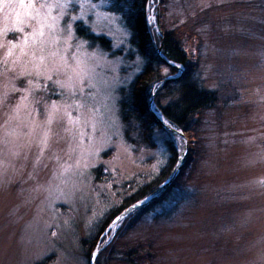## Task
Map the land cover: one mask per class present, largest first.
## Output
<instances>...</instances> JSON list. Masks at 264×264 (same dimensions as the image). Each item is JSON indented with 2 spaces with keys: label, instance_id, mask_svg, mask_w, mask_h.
<instances>
[{
  "label": "rangeland",
  "instance_id": "obj_1",
  "mask_svg": "<svg viewBox=\"0 0 264 264\" xmlns=\"http://www.w3.org/2000/svg\"><path fill=\"white\" fill-rule=\"evenodd\" d=\"M256 1L170 0L167 5L170 29L213 7L215 26L202 27L197 37L184 36V44L193 55L200 47L199 70L207 89L233 84L239 97L201 116L205 151L187 185L192 198L161 204L124 237L130 246L151 239L154 264H264V5ZM96 2L95 11L74 22L79 40L72 42L81 56L103 58L96 88L85 85L92 95L70 91L71 68L49 55L55 50L51 46L38 68L27 63L30 57L13 64L15 57L6 59V50L22 34L0 35V264H92L82 240L94 239L110 211L168 169V142L179 149L175 170L187 160L189 139L183 133L155 126L153 146L136 132L130 133L135 143L126 138L121 90L144 63L136 54L129 57V31L118 15L109 18L108 2ZM160 6L161 0H150L147 10L157 33ZM79 23L104 36L110 50L80 38ZM165 212L172 214L162 217ZM122 221L101 236L94 264ZM100 261L105 264V258ZM108 261L131 264L125 257Z\"/></svg>",
  "mask_w": 264,
  "mask_h": 264
},
{
  "label": "trees",
  "instance_id": "obj_2",
  "mask_svg": "<svg viewBox=\"0 0 264 264\" xmlns=\"http://www.w3.org/2000/svg\"><path fill=\"white\" fill-rule=\"evenodd\" d=\"M104 1L109 4L108 11L126 18V22L125 20H122V22L129 31L128 44L131 48L129 57L131 58L133 54H136L144 63L141 73L133 83L128 88H122L121 90L120 116L126 127V138L131 143H135L130 133L136 132L153 146L151 137L154 127H159L167 132L159 124L153 113L151 109V104H153V109L159 112L168 124L181 131L189 139L187 160L174 181L162 195L123 219L120 229L111 242L109 241L107 247L101 251L97 262V264H101L100 260L105 258V264H109V257L114 256L118 259L125 257L131 264H154L157 253L151 239H144L136 245L130 246L128 242L124 241V237L136 227L142 217L161 204L173 200V204L177 205L192 198L194 194L189 190L190 185H187L192 179L196 168H198L199 162L204 157L205 151L202 145L204 139L198 130L201 116L207 110L218 109L221 102L225 104L224 107L234 103L239 97V93L233 84H223L224 87L219 90L207 89L199 70L202 53L200 47L199 51L193 55L187 51L184 44V36L197 37L198 30L202 27L208 24L215 26L217 22L210 14L213 7L199 11L196 16L190 17L185 23L170 29L165 19L167 5L170 0H161L159 11L161 32L157 33L151 28L147 18L150 0ZM256 2L258 5H264V0H257ZM77 32L80 38L90 45H97L106 51L110 50L109 41L104 36L93 34L85 25L79 23ZM160 48L161 53L159 54L158 50ZM167 62H171L175 66L169 65ZM177 65L180 67H177ZM165 69L168 70L166 74L164 73ZM171 75H176L178 78L164 84ZM165 98H168L169 101L163 104L162 101ZM168 145L171 152L168 169L164 167L155 180L140 187L132 196L125 198L121 207L110 211L106 216L107 220L102 231L94 239L85 238L82 240L81 245L89 258L93 257V251L101 236L113 221L130 206L157 191L172 175L177 166L179 149H177V146L174 147L173 142H168ZM169 214L172 213L167 214L165 212L162 217ZM122 244L127 247V250L120 253L116 248Z\"/></svg>",
  "mask_w": 264,
  "mask_h": 264
},
{
  "label": "snow or ice",
  "instance_id": "obj_3",
  "mask_svg": "<svg viewBox=\"0 0 264 264\" xmlns=\"http://www.w3.org/2000/svg\"><path fill=\"white\" fill-rule=\"evenodd\" d=\"M98 7L96 0H75V2L74 0H0V14L4 18V27L0 30V35L15 31L21 33L23 37L19 43L10 42L11 46L6 50V59L15 57L12 63L16 64L22 57H30L27 63H33L38 68L45 59L46 49L51 46L55 50L50 51L49 55L53 58L59 57L64 68H71L67 85L70 91L73 94L78 92L82 96L92 95L86 92L85 85L87 84L88 89L96 88V69L100 67L98 61L103 58L81 56L79 47L74 46L72 42L79 40L75 33L74 22H82L88 11H95ZM77 9L79 15L76 14ZM111 16L110 11L109 18ZM119 19L126 22L124 16H120ZM26 27L29 31L25 30ZM14 50H18V54ZM79 107L81 105H77V108ZM53 111H58L55 105ZM92 118L95 119L94 112ZM168 127L171 128L172 125L169 124Z\"/></svg>",
  "mask_w": 264,
  "mask_h": 264
},
{
  "label": "water",
  "instance_id": "obj_4",
  "mask_svg": "<svg viewBox=\"0 0 264 264\" xmlns=\"http://www.w3.org/2000/svg\"><path fill=\"white\" fill-rule=\"evenodd\" d=\"M158 53L160 54L161 53V48L158 50ZM169 65L171 66H175L173 63L171 62H167ZM178 77L176 78H171V79H168L165 81L164 84H166L167 82L171 81V80H174V79H177ZM151 109H152V106H151ZM153 110V109H152ZM157 120L159 122V124L165 128L166 130L170 131L171 133H174V134H177V135H180L182 132L181 131H178L176 129H174L173 127L169 128L168 127V123L163 119L161 118L160 116H157ZM187 149V147H186ZM180 170V167L178 169H176L172 175L168 178V180L161 186L159 187V189H157V191H155L153 194H151L150 196L146 197L145 199L139 201L138 203L130 206L128 209H126L121 215H119L114 221L113 223L108 227V230L106 232H108L114 225H116L117 223L121 222L123 219H125L127 216H129L131 213H133L134 211H136L137 209H140L146 205H148L150 202H152L154 199H156L157 197H159L160 195H162L166 190L167 188L171 185V183L174 181L175 177L177 176L178 172ZM98 256V250L96 249L94 254H93V257H92V264L95 263L96 261V258Z\"/></svg>",
  "mask_w": 264,
  "mask_h": 264
},
{
  "label": "bare ground",
  "instance_id": "obj_5",
  "mask_svg": "<svg viewBox=\"0 0 264 264\" xmlns=\"http://www.w3.org/2000/svg\"><path fill=\"white\" fill-rule=\"evenodd\" d=\"M128 217V216H127Z\"/></svg>",
  "mask_w": 264,
  "mask_h": 264
}]
</instances>
